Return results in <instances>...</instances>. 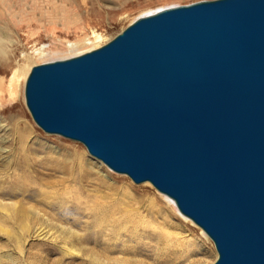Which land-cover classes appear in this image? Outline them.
I'll return each instance as SVG.
<instances>
[{
    "label": "water",
    "instance_id": "95a60500",
    "mask_svg": "<svg viewBox=\"0 0 264 264\" xmlns=\"http://www.w3.org/2000/svg\"><path fill=\"white\" fill-rule=\"evenodd\" d=\"M25 99L46 133L171 197L212 239V264H264V0L139 16L34 66Z\"/></svg>",
    "mask_w": 264,
    "mask_h": 264
},
{
    "label": "rangeland",
    "instance_id": "374dc122",
    "mask_svg": "<svg viewBox=\"0 0 264 264\" xmlns=\"http://www.w3.org/2000/svg\"><path fill=\"white\" fill-rule=\"evenodd\" d=\"M197 1L0 0V33L15 65L30 54L29 74L35 65L104 45L139 16ZM49 43L58 51L34 53ZM12 72L1 74L8 79ZM28 74L12 112L21 124L6 117L10 131L0 155V264L214 263L212 239L169 196L36 124L25 99Z\"/></svg>",
    "mask_w": 264,
    "mask_h": 264
},
{
    "label": "bare ground",
    "instance_id": "6f19581e",
    "mask_svg": "<svg viewBox=\"0 0 264 264\" xmlns=\"http://www.w3.org/2000/svg\"><path fill=\"white\" fill-rule=\"evenodd\" d=\"M76 2H77V0H76ZM44 4H45V1H44ZM74 11L75 12L77 11V10H75V7H74ZM68 46H69V48L71 50H74V49H78L79 44L76 43V42H69ZM55 51H58V49L52 48L51 47V43H49V44H42L41 47L35 49L34 53H36L37 55L38 54L44 55L46 53H53ZM9 52L10 51L7 48V40L3 39V35L0 33V155H1V153H3L5 151V148H4L3 145L6 142V135L8 134V130H9L8 122L6 121V117H10V119L14 121V125L21 124V123H19V120H21V118L19 117L18 113L17 112L12 113V112H13V110L16 109V107L24 99V93L22 91V89H24L23 79L28 74V71H29V68H30V65H31L30 64L31 60H29L30 54L27 53V54L24 55V57H26V60H28V62L27 61H26V63H18V62H16V65H15V61L13 60L12 56H10ZM11 66H12V71H13L12 75H11L10 78L6 79L1 74V72L7 71L9 68H11ZM27 78H28V76H27ZM26 81H27V79H26ZM7 103H11V105L7 106L6 105ZM23 123L25 125V127H24L25 128V130H24L25 132L28 131V133H29V132L33 131V128L28 123H25V122H23ZM16 128L14 127V129H16ZM174 203H175V201H174ZM178 211H179V209H178Z\"/></svg>",
    "mask_w": 264,
    "mask_h": 264
}]
</instances>
